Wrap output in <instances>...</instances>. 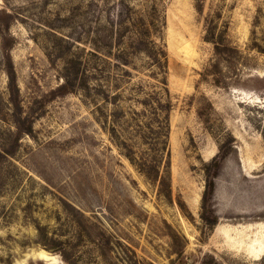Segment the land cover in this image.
Masks as SVG:
<instances>
[{"label": "rangeland", "instance_id": "rangeland-1", "mask_svg": "<svg viewBox=\"0 0 264 264\" xmlns=\"http://www.w3.org/2000/svg\"><path fill=\"white\" fill-rule=\"evenodd\" d=\"M211 32L240 52L226 88L201 81ZM147 48L169 133L131 161L115 81L93 70L86 93L74 72L127 49L132 82H153ZM0 264H264V0H0Z\"/></svg>", "mask_w": 264, "mask_h": 264}, {"label": "trees", "instance_id": "trees-1", "mask_svg": "<svg viewBox=\"0 0 264 264\" xmlns=\"http://www.w3.org/2000/svg\"><path fill=\"white\" fill-rule=\"evenodd\" d=\"M206 39L214 44V59H212L210 65L201 74V81L211 79L216 86L226 88L229 83L226 82L225 75L227 76L232 70H236L240 53L239 49L224 35L216 36L214 32H211ZM146 50L148 51L149 61L145 63L147 66L143 67V70L152 69L149 78H152L153 82H132V72L126 70L124 67L132 69H137V67L132 65L128 56H125L126 52H128L127 49H121L119 54L114 57L116 63L111 64L105 59L102 62L95 63L97 66L89 71H80L79 66H82V60H79L76 63L77 71L74 72L76 76L81 74L82 81L78 82L79 76L75 81L77 86L84 89L86 93H88L86 89L89 87V80L94 75L93 70L99 72L100 81L102 79L103 81L110 79H112V82L115 81L113 88L116 91L113 93L112 98L117 109L113 113L114 120L110 128V134L121 153L131 161L136 158L137 151L135 150V146L138 140L151 135L153 138L151 144H153L156 137H161L165 143L169 133V113L172 107L169 100L168 64L163 59L164 52L162 49L153 51L147 48ZM133 53L131 51V54ZM100 63H104L103 67H100ZM115 67L121 69L122 74L119 77L120 79H118V76H114L110 70V68ZM65 79V86L62 87L72 89V79L69 74ZM122 82H125L128 86H123ZM105 85L108 86L109 84L105 83ZM120 89L122 90L120 91ZM121 102H129L130 105L128 107L120 105ZM136 107H139L140 110ZM205 114L200 112V116L202 117ZM16 123L20 128L23 126L20 120ZM153 145H151L149 151L146 150L148 158L144 160V168L149 175H153L154 173L158 175L157 166L161 155L155 152V146ZM163 182L164 180H162Z\"/></svg>", "mask_w": 264, "mask_h": 264}]
</instances>
